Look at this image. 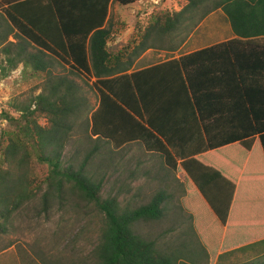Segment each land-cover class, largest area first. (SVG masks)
I'll return each instance as SVG.
<instances>
[{
	"label": "trees",
	"instance_id": "1",
	"mask_svg": "<svg viewBox=\"0 0 264 264\" xmlns=\"http://www.w3.org/2000/svg\"><path fill=\"white\" fill-rule=\"evenodd\" d=\"M185 1L178 11L152 13L137 26L127 62L111 64V7L137 0H0V44L14 37L22 66L43 79L42 92L15 110L23 126L0 132V235L12 214L40 192L30 178L39 164L47 168L44 202L69 192L102 216L95 264H177L134 232L140 221L162 219L163 194L122 208L117 196L102 194L103 182L62 162L81 107L75 86L53 74V61L93 80L98 101L86 126L90 139L117 151L138 144L183 177L181 206L211 263L264 247V28H243L264 23V0ZM218 9L235 40L128 73L147 50L172 34H191ZM3 118L9 127L16 121L8 113ZM262 256L257 264H264Z\"/></svg>",
	"mask_w": 264,
	"mask_h": 264
},
{
	"label": "rangeland",
	"instance_id": "2",
	"mask_svg": "<svg viewBox=\"0 0 264 264\" xmlns=\"http://www.w3.org/2000/svg\"><path fill=\"white\" fill-rule=\"evenodd\" d=\"M185 4V0H163L159 6L150 0H137L130 7L113 4L108 42L111 64L116 60L127 62V54L137 40V26L146 24L152 13L165 8L178 11ZM189 36L190 29L165 38L156 49L144 53L142 60L133 64V70L186 53L190 42L183 45ZM17 42L10 37L7 43L0 44V132L23 126L15 110L28 105L43 88V79L20 63ZM29 52L34 50L29 49ZM50 63L53 74L66 77L80 98V112L75 117L62 162L72 165L74 170L83 168L92 179L103 182L102 194L117 196L122 208L146 205L159 193L165 196L162 219L136 223L137 235L152 241L157 251L170 254L177 264H257L262 261L264 247H258L221 255L211 263L194 233L190 215L181 206L185 196L183 177L169 172L160 157L145 153L138 144L117 151L90 139L86 126L90 111L96 108L98 101L92 88L93 80L72 76L59 63ZM5 113L16 119L10 127L3 118ZM46 174L47 168L43 165L35 164L31 168L30 178L41 189L34 199L12 214L5 232L0 235V264H95L93 251L101 237L102 216L92 204L69 192L62 200L49 197L44 202L46 186L42 182Z\"/></svg>",
	"mask_w": 264,
	"mask_h": 264
},
{
	"label": "crops",
	"instance_id": "3",
	"mask_svg": "<svg viewBox=\"0 0 264 264\" xmlns=\"http://www.w3.org/2000/svg\"><path fill=\"white\" fill-rule=\"evenodd\" d=\"M243 28H245L246 30H259V28H264V23L262 20L258 22H253L250 24L247 23L243 26ZM235 39H236V36L234 35L232 31V28L230 26V23L227 20L226 15L223 13L221 9H218L217 11L209 13L201 21H199L197 24L192 26L191 34L188 40L183 45V46H186L190 42V50L186 51V53L182 55L200 52V51L233 41ZM257 41H261V39H257L256 42ZM142 55L134 62V64L142 60L141 58ZM179 56L181 55H178L176 57H173V58L161 61V62L148 64L142 68H148V67H151L157 64L167 62L169 60L177 59ZM142 68H139L136 70H140ZM133 71L135 70H133V67H132L128 73H131ZM178 176H181V175H178Z\"/></svg>",
	"mask_w": 264,
	"mask_h": 264
},
{
	"label": "built area",
	"instance_id": "4",
	"mask_svg": "<svg viewBox=\"0 0 264 264\" xmlns=\"http://www.w3.org/2000/svg\"><path fill=\"white\" fill-rule=\"evenodd\" d=\"M152 4H154L155 6H159L163 0H150Z\"/></svg>",
	"mask_w": 264,
	"mask_h": 264
}]
</instances>
